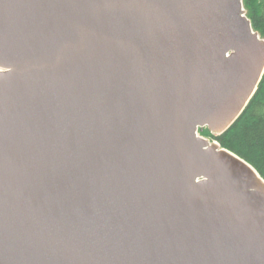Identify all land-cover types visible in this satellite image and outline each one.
<instances>
[{"label": "water", "instance_id": "95a60500", "mask_svg": "<svg viewBox=\"0 0 264 264\" xmlns=\"http://www.w3.org/2000/svg\"><path fill=\"white\" fill-rule=\"evenodd\" d=\"M263 75L243 0H0V264H264Z\"/></svg>", "mask_w": 264, "mask_h": 264}, {"label": "trees", "instance_id": "16d2710c", "mask_svg": "<svg viewBox=\"0 0 264 264\" xmlns=\"http://www.w3.org/2000/svg\"><path fill=\"white\" fill-rule=\"evenodd\" d=\"M254 31L264 39V0H243ZM249 163L264 180V75L243 114L223 134L215 137L208 129L199 131Z\"/></svg>", "mask_w": 264, "mask_h": 264}, {"label": "bare ground", "instance_id": "6f19581e", "mask_svg": "<svg viewBox=\"0 0 264 264\" xmlns=\"http://www.w3.org/2000/svg\"><path fill=\"white\" fill-rule=\"evenodd\" d=\"M260 190L264 193V183H262Z\"/></svg>", "mask_w": 264, "mask_h": 264}, {"label": "rangeland", "instance_id": "374dc122", "mask_svg": "<svg viewBox=\"0 0 264 264\" xmlns=\"http://www.w3.org/2000/svg\"><path fill=\"white\" fill-rule=\"evenodd\" d=\"M205 138L211 143V141H212L211 138H207V137H205Z\"/></svg>", "mask_w": 264, "mask_h": 264}]
</instances>
